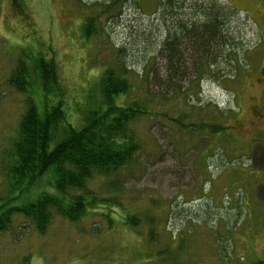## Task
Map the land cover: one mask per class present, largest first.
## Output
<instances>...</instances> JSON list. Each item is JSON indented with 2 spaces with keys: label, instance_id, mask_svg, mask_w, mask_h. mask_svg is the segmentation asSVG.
<instances>
[{
  "label": "rangeland",
  "instance_id": "1",
  "mask_svg": "<svg viewBox=\"0 0 264 264\" xmlns=\"http://www.w3.org/2000/svg\"><path fill=\"white\" fill-rule=\"evenodd\" d=\"M229 1L240 12L228 25L242 43L235 47L240 62L242 47L248 50L247 69L232 73L236 67L222 54L218 73L190 76L179 95L155 86L164 76L160 53L171 24L161 0H124L112 14L106 0H18L21 12L12 0L1 2L0 206L38 197L11 191L8 170L10 140L25 107V96L8 81L26 53L55 60L67 92L65 112L80 125L82 106L122 50L142 86L132 97L149 114L135 124L140 152L120 185L99 176L92 183L99 197L121 203L122 215H134L139 226L118 222L108 229L94 213L77 224L57 216L42 235L15 216L0 233V264H158L155 250L167 251L170 264L264 263V0ZM190 2L221 6L226 0H181L178 13L186 20L202 19ZM89 18L96 34L85 39L82 24Z\"/></svg>",
  "mask_w": 264,
  "mask_h": 264
},
{
  "label": "trees",
  "instance_id": "2",
  "mask_svg": "<svg viewBox=\"0 0 264 264\" xmlns=\"http://www.w3.org/2000/svg\"><path fill=\"white\" fill-rule=\"evenodd\" d=\"M122 1L106 0V13L112 14ZM180 1L161 0L160 8L171 24L167 26L168 33L160 53L165 61L164 76L156 78L155 86L160 89L166 86L169 93L179 95L183 91L181 84L190 76L218 73L215 67L221 64L222 54L236 67L232 73L246 70L248 50L242 47L244 57L240 62L235 47L242 43L237 41L228 25L231 18H238L240 14L231 2L226 0L221 6L190 2L202 19L196 16L186 20L178 13L181 8L177 2ZM12 8L21 12L18 0H12ZM81 31L85 39L93 37L95 19L83 22ZM115 53L118 54L115 65L101 75L96 90L98 95L95 92L80 110V125L71 123L65 112L67 92L55 60L40 52L38 55L26 53L18 61L8 84L25 96V107L10 140L11 191L37 192L38 197L21 206L2 204L0 233L10 227L15 216L31 221L42 235L57 216L77 224L94 213L106 222L108 229H113L118 222L132 228L139 226L134 215H122L121 203L99 197L92 184L99 176L106 185H120L124 171L137 161L140 152L135 124L149 114L142 107L141 99L132 97V92L141 90L142 86H137L135 69L127 63L128 56L122 50ZM35 88L38 92H34ZM37 94L39 99L35 98ZM122 96L127 100L120 103L118 99ZM173 121L182 123L180 119ZM221 131L223 129H214L213 134ZM14 200L11 198L7 202ZM154 236V232L149 233L150 242H154ZM153 255L159 260L158 264H170L167 251L155 250ZM170 262L175 263L173 259ZM23 264H29V259Z\"/></svg>",
  "mask_w": 264,
  "mask_h": 264
},
{
  "label": "bare ground",
  "instance_id": "3",
  "mask_svg": "<svg viewBox=\"0 0 264 264\" xmlns=\"http://www.w3.org/2000/svg\"><path fill=\"white\" fill-rule=\"evenodd\" d=\"M193 57V56H192Z\"/></svg>",
  "mask_w": 264,
  "mask_h": 264
}]
</instances>
